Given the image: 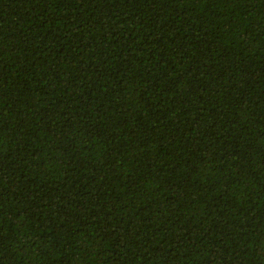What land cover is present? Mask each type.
Listing matches in <instances>:
<instances>
[{"label": "trees", "instance_id": "trees-1", "mask_svg": "<svg viewBox=\"0 0 264 264\" xmlns=\"http://www.w3.org/2000/svg\"><path fill=\"white\" fill-rule=\"evenodd\" d=\"M0 264H264V0H0Z\"/></svg>", "mask_w": 264, "mask_h": 264}]
</instances>
